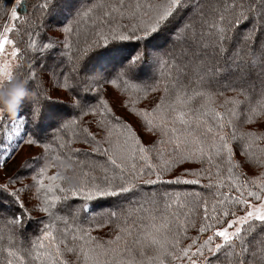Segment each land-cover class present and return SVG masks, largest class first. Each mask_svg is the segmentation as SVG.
<instances>
[{"label": "snow or ice", "instance_id": "1", "mask_svg": "<svg viewBox=\"0 0 264 264\" xmlns=\"http://www.w3.org/2000/svg\"><path fill=\"white\" fill-rule=\"evenodd\" d=\"M20 3L16 0L17 5ZM39 7L51 6L45 0ZM212 12L209 21L201 6L192 5L191 0H98L83 13L85 17L91 15V27L97 37L94 45L111 42L106 51L114 53L111 71L104 69L82 76V61L92 45L77 57L71 51V42L66 43L72 79L80 81L83 91L90 90L88 82L110 83L123 85L124 91L133 89L147 95L160 88L153 85L140 89L134 83L141 64L169 65L175 71V75L171 71L167 74L164 95L150 110L132 108L143 117L146 130L158 133V138L145 146L129 125L108 121L107 114L112 109L107 100H101L100 124L106 128L105 142L110 145L96 149L107 155L108 166L101 167V177L85 170L78 158L80 150L75 149L65 154L70 153L67 158L74 160L79 171L81 181L77 187H67L59 172L45 167V162L33 170L31 184L10 187L16 183L15 176L8 183H0V194H5L16 208L11 219L0 222V245L7 240V246L0 247L6 253L3 264H214L209 256L220 261L221 254L228 258V264H264V172L249 179L235 171L243 167L235 163L237 150L245 156V163L264 168V134L246 130L247 125L264 120V39L257 42L258 34L264 30V0H223L213 5ZM17 13V7H12L11 20L19 19ZM249 22L250 26L241 30ZM15 28L5 26L0 33V54L6 45H12L13 58L21 52L9 36ZM72 31L71 27L64 28V32ZM172 36L178 51L170 61L151 51H137L129 58L122 51L123 45L117 43L135 40L139 48V42L144 41L147 47L157 37L167 41ZM57 39L65 38L63 34L53 38V42L43 44L42 51L54 48ZM36 47L33 40L29 48L35 51ZM13 74L11 62H0V81L11 80ZM63 86L70 87L67 79ZM72 103L81 108L79 99ZM4 114L0 113V118ZM31 115L33 120L39 119L41 108H32ZM75 124V120L65 121L63 127ZM114 132L123 139L113 140ZM68 146L67 142L60 144L62 149ZM49 148L44 145L45 151ZM64 155L55 152L51 158ZM186 163L201 165L185 171L193 177L206 178L204 187L214 188L215 192L211 202L199 193L193 194L196 200L181 202L180 194H175V205L187 209L183 220L177 213L157 216L143 205L119 214L109 212L105 221L96 224L113 226V237L103 240L93 236L91 228L83 224L69 227L68 220L58 214V205L67 204L70 198L82 197L87 202L96 197L133 193L141 180L148 185L200 184L199 178L162 179ZM145 175H154L155 179L144 180ZM33 188L40 203L30 208L21 194ZM170 195L163 193L165 197ZM151 202L157 203L155 193ZM172 207V203L165 202V210ZM73 208L86 211L88 204ZM33 211L46 214L47 222L40 221L42 235L30 241V247L21 254L12 245L17 231L24 228L25 219H30ZM141 211L148 214L137 215ZM193 214L200 216L198 225L190 219ZM60 221L64 223L62 229L57 227ZM189 227L196 229L195 237L188 236ZM185 240L191 242L184 244ZM68 254L75 260H69Z\"/></svg>", "mask_w": 264, "mask_h": 264}, {"label": "trees", "instance_id": "2", "mask_svg": "<svg viewBox=\"0 0 264 264\" xmlns=\"http://www.w3.org/2000/svg\"><path fill=\"white\" fill-rule=\"evenodd\" d=\"M28 0L25 1L24 3V9L23 13H19V19L17 20L16 27H18L19 22L24 21L25 19V14L28 11L29 4L27 3ZM33 3L37 2V11L39 13V16H37V29H35V32L37 35L40 33L42 28L45 27V23H55L56 25L53 26H58L59 24H64L65 21L69 18L71 19L69 26L72 28V35L74 36V39L71 40L72 44V53L74 56H77L79 54L78 51V41L81 39L84 34H87L88 32L91 34H94L95 29L91 27L92 24V18L91 15L88 17H85L83 15L84 12H86L89 8H91L95 3L98 2V0H47V2L50 4V9H45L39 7L40 4L45 3V0H29ZM81 1H87L89 3L88 7H83L82 10L76 11L77 7H79V3ZM223 0H191L192 5H199L202 8V11L204 12L205 18L208 19L209 21L213 18V12H212V7L213 5L217 3H222ZM77 3V4H76ZM76 4V5H75ZM198 26H199V21H197ZM31 24V23H30ZM29 24V26H30ZM250 26V22L246 23L245 25H242V29H246L247 27ZM174 36H172L170 39L167 41L164 39H161L160 37H157L155 40H152L149 42L150 45L147 47L145 46V42H139V48H137V41H122V42H117L123 45L122 51L124 54H126L129 58L131 55H133L134 52L137 50L139 51H145L142 50V48L149 49V51L154 52V51H159V53L164 52L167 46L172 42ZM260 39H264V30H262L258 34V39L257 42H259ZM37 41V40H35ZM46 42V41H45ZM43 42V43H45ZM42 43V44H43ZM47 43V42H46ZM143 43V44H140ZM111 44V42H110ZM110 44L109 45H94L93 48L88 50L87 55L84 56V60L82 61V71L81 75L83 74L82 72L86 69L88 72L91 71V74L94 72L100 71L107 69L108 71L112 70V64L114 62V53L111 50L106 51V49H110ZM141 45V47H140ZM175 47V48H174ZM171 50H167L168 53L166 52L164 59L166 60H171V57L173 55L177 54L178 51V46L175 45ZM39 48V53L37 51V59L41 60L40 57L44 53H46L48 60H41L43 64L46 62L49 63L51 61L59 62L65 59H68L67 53L69 49L63 50L61 53V57L57 55L58 50L56 47L52 48L51 50H44L43 52L40 51ZM141 49V50H140ZM42 50V49H41ZM80 50V49H79ZM84 50L82 54H79V56L84 55ZM161 51V52H160ZM77 52V53H75ZM90 52V53H89ZM147 52V51H145ZM36 57V56H34ZM78 57V56H77ZM25 58V56H24ZM147 58V57H146ZM26 62L32 63V57L30 56L29 58L27 57ZM70 63V62H69ZM72 66V64L70 63ZM156 65V64H154ZM154 65H150L147 62L145 64L140 65V70L137 73V76L134 80V83L138 85L140 89H149L153 85H162V83H165L167 80V74L171 71L173 75H175V71L170 68L169 65H163L162 73L160 74V78L154 79L155 77L150 74L152 71V67ZM154 68V67H153ZM65 71V68H63ZM163 74V75H162ZM67 79V82L74 87L73 89L71 88H65V91L67 93L72 94V98L76 97L81 101V108H76L72 103L70 104L69 102L62 100V99H55L53 97H50V95L45 92L41 91L38 88L37 85V99L34 103L30 102H25L22 108L19 110V112H25V121L28 126V134H32L37 137V145L38 147H41L43 149V152L45 153L46 158H51L52 155L55 152H59L61 155H64L66 152H72L75 149H79V155L78 158L84 163L85 165V170L91 169V170H98L101 169L102 166H108L107 164V155L105 156H97L96 153H93L92 151L86 150L84 148H80L82 144H86L87 146H101L100 140L97 138L98 136L96 134H93L89 131L88 127H86V124L82 119L84 115H89L91 113H96L99 112L102 115V106H101V98L99 97H91L89 92L83 91V85L80 84L79 80H73L72 79V74L70 72L66 73V78H62V85H64L65 81ZM159 84H158V83ZM104 84H109L116 88L119 92L122 94H130L132 96H135L136 98H142L146 97L151 91H148L147 95L144 94L143 91H136L133 89H129L127 91L123 90V85L120 87L114 86L110 83H104ZM71 90V91H69ZM227 95H232V93H227ZM94 98L92 101L91 106L86 107L85 101L88 99ZM97 98V99H96ZM140 100V99H139ZM137 106V105H136ZM35 107H40L41 108V115L39 119L33 120V117L31 115V110L32 108ZM140 108V107H139ZM74 109H76L77 113H74ZM137 114V113H136ZM71 115V117H70ZM138 115V114H137ZM69 118L65 119V121H72L75 120L77 121V124L70 126L69 128H64L63 127V122L60 124L59 129L56 131L49 133L51 128L57 126L60 123L61 118L67 117ZM139 116V115H138ZM140 118V117H138ZM137 118V120H138ZM107 119L111 123H119L121 125L127 124L124 123L122 120L117 118L116 116L114 117L112 113L107 114ZM87 123V122H86ZM129 125V124H127ZM130 126V125H129ZM131 127V126H130ZM84 129H87L88 132H85ZM246 130H254L258 134H264V120H261L257 123H254L252 125H247ZM75 133V135H73ZM91 133V135H89ZM116 133V132H115ZM119 134V133H116ZM46 138V140H42V138ZM95 137V139H93ZM34 138V137H32ZM121 140L123 139L122 137H119ZM28 139V138H27ZM35 140V138H34ZM61 142H67L69 146L65 149H62L60 147ZM48 144L50 145V148L45 151L44 145ZM239 150H237L238 152ZM239 154V153H238ZM236 153V157L238 158H245L243 154L238 155ZM104 157V158H103ZM236 164H246L249 166L247 169L249 171H253V174H248L246 170H241V167L235 168L236 173L243 174L249 179H253L258 175L259 173L264 172L259 165H250L248 163H245V161H237L235 160ZM99 167V168H98ZM214 172V168L212 169ZM255 175V176H253ZM201 183L200 184H160L161 186H164V189H161L160 191H157L156 193V199L157 203L153 204L152 201V196L155 191L153 190V187L155 185H142L138 184L137 189L133 193H128V194H122L119 196H106V197H96L91 201L85 202L82 197H73L70 198L67 204H60L58 205V214L65 217L68 220V226L73 227L75 224L80 223L83 224L85 227H91L94 222H98V219L100 216L98 214L92 215L93 212H99L103 210L106 207L113 206L109 212H117L118 214L123 210L127 211L129 208H140L141 205L145 209H148L149 211H152L155 215L160 216L161 214H167L171 215L172 213H177L180 215L181 220L184 219L185 214L187 213V209H182L178 208L175 203H174V196L175 194H180V199L181 202H192L193 200H196L197 197L193 194L199 193L200 197L207 199L209 202L212 201L213 199V193L215 192V189H207L204 187L205 184L208 183V180L206 178H201ZM216 180L215 175H213V181ZM167 192L171 194L170 196H163V193ZM140 193V194H139ZM124 197H135L136 202L132 205H126L123 206V208H118L116 207L119 202ZM165 202H169L173 204V207L170 209L165 210L164 204ZM87 203L91 210L88 211H74L73 206H76L78 208L80 205ZM116 205V206H115ZM0 211H2V215H0V222H6L7 219H11L12 213L16 211L15 205L12 204L11 200L6 197L5 194H0ZM77 212L80 216H88L91 218L89 221H77L75 219L74 213ZM92 213V214H91ZM147 212L141 211L137 213V215L140 216H145L147 215ZM95 217V219H92ZM104 221L107 218V215L102 217ZM190 219H194L197 223V225L200 223V216L199 214H193ZM45 222H47V217L46 214H44L43 219ZM41 221V220H40ZM29 222L27 224L26 230H18V235L21 236L18 237V241L15 239V243L12 245L13 249H19L21 251V254L24 253V249L30 247V241L35 240V238L39 235H42V225L40 222L37 221V228L36 230L32 231L31 233L30 230V224ZM115 223V221H113ZM110 225V224H109ZM34 227V226H33ZM57 227L58 228H64V223L62 221L57 222ZM35 228V227H34ZM196 229L193 227H189L188 230V236L189 237H195L196 236ZM6 235V232H5ZM17 237V236H16ZM190 241V240H187ZM7 246V240L5 239L0 245V247H5ZM6 257V253L3 251H0V264H3V260ZM210 259H213L214 264H228V258L221 254L220 256V261H216L214 256H210Z\"/></svg>", "mask_w": 264, "mask_h": 264}, {"label": "rangeland", "instance_id": "3", "mask_svg": "<svg viewBox=\"0 0 264 264\" xmlns=\"http://www.w3.org/2000/svg\"><path fill=\"white\" fill-rule=\"evenodd\" d=\"M25 1L26 0H21L20 5L16 4V0H3V2L0 3V33L3 32L5 26L8 27H11L12 25L16 26V24L18 23L17 20L15 21L11 20V8L17 7V12H18L17 14L19 17L20 16L19 13L20 14L23 13ZM27 3L29 4V8L28 11L24 13L25 19L27 18L26 22L25 19L24 21L22 20V22H19L18 27H16L14 31L9 34L10 38L16 41V47L20 48L21 52L17 57L13 58L11 56V52L13 51V46L6 45L4 53L0 54V62H11L15 74L27 77L29 80L28 86L31 90H33L36 93V96H37V85H38L39 90L47 92L50 95V97H53L55 99H62L71 104L72 101L76 100L77 98L76 97L72 98V94L70 92L67 93V91H65L64 86L62 85V78H66L67 72L71 73L72 66L69 63V60L65 59L59 61L58 63L55 61H51L49 63L46 62L45 64H43L41 60H48L46 53L41 55L42 56L40 57L41 60L37 59V51L39 53V48L37 47H40V51L43 52L41 50L43 44L53 42V38L59 37L61 34H63L65 39L55 40V47L58 50L57 55L59 56V58L61 57L62 54L61 52L64 49L65 50L68 49L65 47V45L66 43L73 40L74 36L72 35V33L64 32V28L69 26L71 19L68 18L63 25L59 24L58 26H53L56 25L54 22L45 23L44 24L45 27L42 28L40 33L37 35L34 29V28L37 29V16H39V13L37 11V2L33 3L28 0ZM78 5L79 7H77L75 12L82 10L83 7L85 8L88 7L89 3L87 1H81ZM124 23H127V21L125 20ZM241 30L244 29L241 28ZM33 40H37L36 41L37 47L35 51L29 48V45ZM96 40L97 37L94 34H91L89 32L87 34H84V36L78 41L79 54H82L83 49H89L90 45H92L91 48H93L94 41ZM175 45H176L175 37H173L172 42L167 46L164 52L160 51L161 53H159V51L157 52L154 51L153 53L158 54L160 57L164 59L165 57L164 54H166V52L168 53L167 50H171ZM142 50L149 52L148 48L147 49L142 48ZM136 52H134L133 55H135ZM79 54L77 56H79ZM30 56L32 57V63L26 62L27 57L29 58ZM153 67L150 74L152 75V77L153 76L155 77L154 79L157 78L159 79L160 74L163 71L162 69L163 65L156 64ZM63 68H65V71L63 70ZM82 73H83L82 76L84 74H88L89 76L92 75L91 71L88 72L86 69ZM88 87L90 90L87 92H89L90 96L95 97L96 95V97H99L102 100H107L109 102V107L112 109L111 112L112 115L114 117L116 116L124 123L129 124L133 129V131H135L137 136L141 139L142 143L145 144V146H149L152 142H154L158 138V133L148 132L146 130L143 117L138 116L136 112H133L132 108L133 106H135L138 110H150L151 107L154 105V103L158 101V98L164 95L163 93L164 83L158 86L160 88V91L152 92L146 97H142V98H136L135 96H132L130 94H122L116 88H114L109 84L102 83L100 85H96L94 83L88 82ZM68 88L73 89L74 87L70 85V87ZM92 99L94 100V98H91L84 102L86 107L91 106L93 101ZM219 102L220 101L218 100V103ZM74 110H75L74 113H77L76 109ZM24 117H25V112H18L15 116H9L8 114L5 113L4 117L0 118V183H8L9 178L15 176L16 183L10 185V187L13 188H20L22 187V185L31 184L32 183L31 177L34 174L33 170L36 169L38 166H41L47 159L45 153L43 152V149L41 147H38L37 145V140H36L37 135L35 136L34 133L33 136L32 134H28L29 133L28 126ZM67 118H69V116L61 118L62 120H60V123L57 126L51 128L49 133H52L57 129H59L60 124ZM81 120L85 122L86 127H88L91 133L96 134L98 136L97 138L101 141L100 142L101 146L92 147V146H87L86 144H82L80 148H84L86 150L92 151L93 153H96V155L100 157L105 156L106 154L103 153V151L96 150L98 148L110 147V145L105 142V138L107 136L106 128L102 127L100 124L101 114L97 112V114L91 113L89 115H84ZM32 137H34L35 140ZM118 137L119 134H116L114 132L112 139L115 140ZM44 139L46 140L45 137L42 138V140ZM29 140H33L35 141V143L29 144L28 143ZM238 153L242 154L239 151L237 152V154ZM235 160L243 162L246 159L238 158L235 155ZM200 167L201 165L199 164L186 163L184 165L177 166L171 175H165L162 177V179L164 180L175 179L177 176H179L182 180L197 179L198 177L191 176L185 171V169H197ZM248 167L249 166L244 164L243 167H241V170L242 171L246 170L247 172H249L248 174L250 175L253 174V171L251 172L247 169ZM91 171L98 178L101 177L103 174L101 172V169H98L97 171L96 170L95 171L91 170ZM54 172L55 169H53V172L51 174H54ZM149 178L155 179V176L154 175L144 176V180H147ZM255 178H258V175H256ZM137 183L138 184L140 183L142 185H148L145 184L143 180L138 181ZM164 188H165L164 186H161L160 184H156L155 187H153V190L155 191L156 194L157 191H160L161 189ZM21 195L22 198L25 200V203L28 204L30 208L33 205L40 203V201H38L35 197L34 188L29 190L27 194L22 193ZM30 198H31V203H29ZM135 199H136L135 197H129V198L124 197L121 200V202H119L117 206L116 205L115 206L118 208H123V206L132 205L136 202ZM112 207L113 206H109L99 212H93V214L92 213L91 214L92 215L98 214V216H100L98 222H103L104 219L102 217L108 215ZM90 210L91 208L88 205V211ZM74 216L77 221H84L83 223H85V221L91 220V218H89L88 216H80L79 214H77V212L74 213ZM43 217H44V213H41L39 211H33L31 218L25 219L24 221L25 226L22 230L23 231L26 230L27 228L26 226L29 222H33L35 227V228L32 227L31 228L32 230H30L29 233L36 230L37 221L40 222V220H42ZM98 222H94L90 227L92 231V235L97 236L98 238H101L103 240L112 238L114 235L112 224L110 225L105 224L102 227H97L96 224ZM18 237L21 238V236H19L17 232L16 241L19 240ZM190 242L191 241L185 240L184 244H188ZM193 252H195V249H193ZM67 258L69 260H75V257L72 256L71 254H68ZM172 264H181V262L173 261ZM183 264H187V261H184Z\"/></svg>", "mask_w": 264, "mask_h": 264}, {"label": "clouds", "instance_id": "4", "mask_svg": "<svg viewBox=\"0 0 264 264\" xmlns=\"http://www.w3.org/2000/svg\"><path fill=\"white\" fill-rule=\"evenodd\" d=\"M27 77L13 74L11 80L0 81V113L15 116L26 101L34 103L36 93L29 88ZM68 154L58 159L48 158L45 167L55 168L63 177L67 187H77L81 181L79 171L73 159L67 158Z\"/></svg>", "mask_w": 264, "mask_h": 264}, {"label": "bare ground", "instance_id": "5", "mask_svg": "<svg viewBox=\"0 0 264 264\" xmlns=\"http://www.w3.org/2000/svg\"><path fill=\"white\" fill-rule=\"evenodd\" d=\"M29 225H30V228H32L34 226V223L31 222Z\"/></svg>", "mask_w": 264, "mask_h": 264}]
</instances>
